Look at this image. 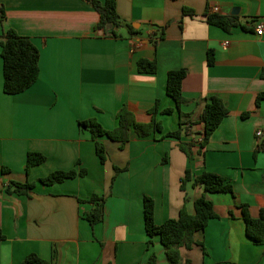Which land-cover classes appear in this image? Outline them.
I'll list each match as a JSON object with an SVG mask.
<instances>
[{
	"label": "crops",
	"instance_id": "1",
	"mask_svg": "<svg viewBox=\"0 0 264 264\" xmlns=\"http://www.w3.org/2000/svg\"><path fill=\"white\" fill-rule=\"evenodd\" d=\"M1 6L0 40L9 29L29 37L40 50V76L27 91L6 94L0 45V229L6 236L0 264H20L30 253L52 260L54 251L56 264H148L153 254L155 264H170L159 236L149 246L144 197L154 199L158 225L178 218L185 206L195 214L204 189L190 182L181 190L187 169L193 176L210 171L225 177L234 195H210L219 218L195 234L206 254L201 244L181 248L184 264H264V244L248 238L240 208L247 204L254 218L264 209V100L256 105L264 93V32L256 29L264 25V0H117L121 21L137 31L121 27V38L95 29L99 14L85 0H0ZM215 6L240 24L229 31L209 24L205 14ZM184 7L195 15L183 16ZM140 59L157 60V72H140ZM179 69L188 72L182 89L189 103L181 111L197 122L196 152L205 99L218 96L229 109L193 160L178 139L163 138L179 128V111L166 93L169 71ZM156 101L163 132L140 137L132 131L124 149L101 138L108 153L102 163L79 121L95 117L112 130L126 106L137 121L149 123ZM169 108L173 114L162 112ZM29 152L47 160L27 173ZM115 167L127 169L116 174ZM71 169L87 175L50 186L38 182ZM11 181L37 182L32 197L7 194ZM93 194L107 199L105 219L94 226L86 218L94 206L79 202Z\"/></svg>",
	"mask_w": 264,
	"mask_h": 264
},
{
	"label": "trees",
	"instance_id": "2",
	"mask_svg": "<svg viewBox=\"0 0 264 264\" xmlns=\"http://www.w3.org/2000/svg\"><path fill=\"white\" fill-rule=\"evenodd\" d=\"M89 2L99 14V22L95 26L96 30H103L106 36L111 38H121L118 29L126 27L130 34H134L136 29L130 23H123L117 11V0H85ZM194 16L195 11L191 8H183V16ZM209 24L222 28L225 31L231 30L238 26L239 20L236 16H225L207 11L205 14ZM5 19L4 8L0 7V24ZM247 29V27H244ZM2 47V58L4 65V85L3 90L6 94H20L32 87L40 76V50L29 37L18 34L14 29L7 30L0 40ZM208 64H214L212 53L209 52ZM138 70L142 73H156L158 69L157 60L140 59L137 63ZM186 69L169 71L167 76L166 93L171 97L176 104V110L179 111L180 121L179 128L176 131L166 133L163 138L171 137L179 140V148L184 152L190 160H193L195 154H203L206 145L208 144L212 134L220 126L222 121L228 116L229 109L224 101L218 96H212L205 99V105L199 119L203 123L204 130L201 134L202 139L199 143V149L196 152L195 148L198 145L197 141L192 138L194 135V127L196 121L190 119V115L181 111L184 104L189 103V100L183 95L182 84L187 76ZM264 75V72H263ZM264 100V93H260L257 97L256 105L260 106ZM174 108L163 110L165 114H173ZM160 112V101H156L155 105L149 110L152 120L149 123L137 121L135 114L128 109L122 107L117 113L118 125L112 130L106 129L97 118H89L79 121V126L82 129L89 130L92 140L95 142L96 153L102 163L108 159V153L105 144L101 138L107 137L112 141L119 142L120 148L124 149L125 145L131 139V132L134 131L140 137H148L157 132H163L162 122L157 120V115ZM249 113H245L244 116ZM47 160V157L41 153L29 152L27 156L26 171L30 173L35 166L41 165ZM167 162L166 159L163 161ZM80 163V161H78ZM126 168L115 167L116 174L125 171ZM9 170V169H4ZM86 169H71L57 170L50 173L45 178L39 179L38 182L44 185H54L62 183L67 179L77 177H85ZM115 177L113 182L115 181ZM192 182L194 186H201L204 189L203 194L195 201V214H190L185 207L179 213L178 218L168 219L163 224L158 225L155 222V201L150 196L144 197V215H145V230L149 236V246L152 244V239L159 236L161 243L164 246L167 259L170 264H184L181 256V248L191 249L195 244H201L206 254V250L202 243L195 241V234L203 231L210 220L219 218L214 208V202L210 199L211 194L230 193L234 195V186L225 177L210 171H204L200 175L193 176L190 169H187L184 177L181 179V190L186 191L187 184ZM37 182H16L11 181L6 187L7 194L32 197L36 188ZM106 197L99 194H93L89 199L82 200L80 203H89L94 207L86 215L87 220L92 226L103 222L105 219V204ZM242 217L246 223V231L248 238L256 245L264 244V209H261L259 217L251 216L249 206L243 204L240 206ZM6 236L0 229V240ZM56 251H54L53 259L47 260L40 257L36 253L28 254L20 264H56ZM157 257L153 254L148 264H155ZM185 264H191L186 261Z\"/></svg>",
	"mask_w": 264,
	"mask_h": 264
},
{
	"label": "built area",
	"instance_id": "3",
	"mask_svg": "<svg viewBox=\"0 0 264 264\" xmlns=\"http://www.w3.org/2000/svg\"><path fill=\"white\" fill-rule=\"evenodd\" d=\"M210 11H211V13H218L219 12V7H216V6L212 7L210 9ZM256 29H257V34L261 36L263 34V32H264V25L263 24H258L256 26ZM225 45H229V42H226ZM261 135H262V132L258 131V136H261Z\"/></svg>",
	"mask_w": 264,
	"mask_h": 264
}]
</instances>
